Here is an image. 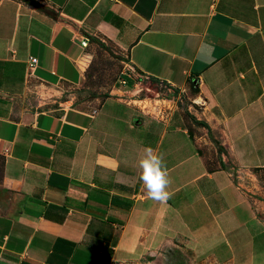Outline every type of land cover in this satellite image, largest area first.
I'll return each mask as SVG.
<instances>
[{
  "label": "crops",
  "instance_id": "0c3cea01",
  "mask_svg": "<svg viewBox=\"0 0 264 264\" xmlns=\"http://www.w3.org/2000/svg\"><path fill=\"white\" fill-rule=\"evenodd\" d=\"M98 49L115 84L74 102ZM143 81L173 94L141 98ZM145 147L164 157L165 203L138 178ZM175 243L264 264V0H0V264Z\"/></svg>",
  "mask_w": 264,
  "mask_h": 264
},
{
  "label": "rangeland",
  "instance_id": "374dc122",
  "mask_svg": "<svg viewBox=\"0 0 264 264\" xmlns=\"http://www.w3.org/2000/svg\"><path fill=\"white\" fill-rule=\"evenodd\" d=\"M92 73L95 76L88 77L84 83L83 88H80L79 93H77L74 102H79L83 97L91 96H103L105 95L110 88L115 84V76L118 73L119 68L113 63V61L103 54L100 49L92 52ZM117 77V76H116ZM143 90L140 93V97H150L152 98L155 93H158L160 96H169L173 94L171 90H168L166 87L159 86L157 83L151 81L145 83L142 82ZM69 91V90H68ZM193 92V89L190 90ZM192 95V93H191ZM189 95H181L180 100H178V106L186 108L190 104ZM30 101L34 105H38L42 100L41 98L33 94L32 97H29ZM68 97H66L67 99ZM144 109L150 107V102L148 100L144 103H141ZM263 236H259V241L262 240ZM115 264H213L210 261L204 260H195L188 254L187 250L181 248V245L178 244H168L159 248L157 254L151 257L146 258H136L134 260H125L118 261Z\"/></svg>",
  "mask_w": 264,
  "mask_h": 264
},
{
  "label": "clouds",
  "instance_id": "9594fccd",
  "mask_svg": "<svg viewBox=\"0 0 264 264\" xmlns=\"http://www.w3.org/2000/svg\"><path fill=\"white\" fill-rule=\"evenodd\" d=\"M137 173L149 199L165 203L170 198L168 188L171 180L162 154L145 147L137 161Z\"/></svg>",
  "mask_w": 264,
  "mask_h": 264
},
{
  "label": "built area",
  "instance_id": "2783aa9c",
  "mask_svg": "<svg viewBox=\"0 0 264 264\" xmlns=\"http://www.w3.org/2000/svg\"><path fill=\"white\" fill-rule=\"evenodd\" d=\"M88 41H89V38H87V37H84L82 40H81V45L83 46V47H85L87 44H88ZM29 62H30V64H32V63H35L37 60H36V58H34V57H29ZM123 82V81H122Z\"/></svg>",
  "mask_w": 264,
  "mask_h": 264
},
{
  "label": "trees",
  "instance_id": "16d2710c",
  "mask_svg": "<svg viewBox=\"0 0 264 264\" xmlns=\"http://www.w3.org/2000/svg\"><path fill=\"white\" fill-rule=\"evenodd\" d=\"M37 6V5H36ZM37 7H39V6H37ZM40 8V7H39ZM99 44V46H103L101 43H98ZM201 124H204L203 122H200ZM205 125V124H204Z\"/></svg>",
  "mask_w": 264,
  "mask_h": 264
}]
</instances>
